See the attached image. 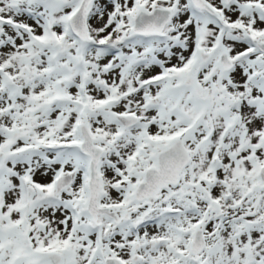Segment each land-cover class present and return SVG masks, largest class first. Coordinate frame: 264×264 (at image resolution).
<instances>
[{
    "label": "snow or ice",
    "instance_id": "6c2138e0",
    "mask_svg": "<svg viewBox=\"0 0 264 264\" xmlns=\"http://www.w3.org/2000/svg\"><path fill=\"white\" fill-rule=\"evenodd\" d=\"M0 264H264V0H0Z\"/></svg>",
    "mask_w": 264,
    "mask_h": 264
}]
</instances>
